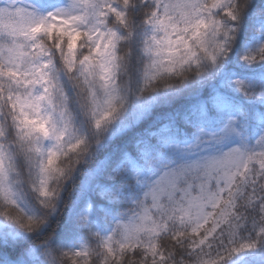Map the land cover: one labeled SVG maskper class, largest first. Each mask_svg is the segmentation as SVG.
Segmentation results:
<instances>
[{"label":"snow or ice","instance_id":"1","mask_svg":"<svg viewBox=\"0 0 264 264\" xmlns=\"http://www.w3.org/2000/svg\"><path fill=\"white\" fill-rule=\"evenodd\" d=\"M0 264H264V0H0Z\"/></svg>","mask_w":264,"mask_h":264}]
</instances>
